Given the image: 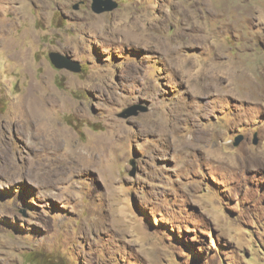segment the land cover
I'll use <instances>...</instances> for the list:
<instances>
[{"label": "rangeland", "instance_id": "1", "mask_svg": "<svg viewBox=\"0 0 264 264\" xmlns=\"http://www.w3.org/2000/svg\"><path fill=\"white\" fill-rule=\"evenodd\" d=\"M112 1L0 0V264H264V0Z\"/></svg>", "mask_w": 264, "mask_h": 264}, {"label": "bare ground", "instance_id": "2", "mask_svg": "<svg viewBox=\"0 0 264 264\" xmlns=\"http://www.w3.org/2000/svg\"><path fill=\"white\" fill-rule=\"evenodd\" d=\"M43 99H44V97L39 96L36 93V90L32 85L30 88H28V91L24 94L22 101L20 102V107L22 109V110L18 111L19 115H20V119L26 123L34 124V128L30 132H28V136H27L28 138L34 137V135H39L40 137H42L44 139L43 135H45V133L48 132V129L46 128L48 126V124L45 122V117H46L45 108H44L45 101ZM15 115H17V114H15ZM156 123H158V125H156ZM156 123L155 124L152 123L151 125H147V129H152L151 131H155V130H159V129L161 131H166L167 125H166L164 120L159 119V121ZM1 131H2V129H1ZM0 144H3V141L1 140V138H0ZM37 144H39V142ZM46 144L47 143L44 139V141L41 143V145L40 146L38 145L39 146L38 151L46 149L47 148ZM46 158H47L46 156L39 158L38 159L39 162L37 163V161L36 162L34 161L33 163H31V167L32 168L36 167L37 165L40 164V161L42 159L44 160ZM42 163L45 165L44 161ZM48 166H50V164Z\"/></svg>", "mask_w": 264, "mask_h": 264}, {"label": "water", "instance_id": "3", "mask_svg": "<svg viewBox=\"0 0 264 264\" xmlns=\"http://www.w3.org/2000/svg\"><path fill=\"white\" fill-rule=\"evenodd\" d=\"M116 7V2L112 0H92L91 8L95 13H102L110 11ZM50 62L57 69H66L68 71L78 73L82 70L81 63L68 54H63L58 51H51L48 54ZM138 113L135 107L123 110L120 114L121 117H128L130 115H136ZM241 135H237L234 140V144L237 145L242 140ZM257 139L255 138L253 143L255 144Z\"/></svg>", "mask_w": 264, "mask_h": 264}]
</instances>
